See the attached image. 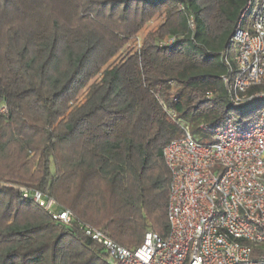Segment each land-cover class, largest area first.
<instances>
[{
    "label": "trees",
    "instance_id": "trees-1",
    "mask_svg": "<svg viewBox=\"0 0 264 264\" xmlns=\"http://www.w3.org/2000/svg\"><path fill=\"white\" fill-rule=\"evenodd\" d=\"M246 2L0 0V264H107L77 222L127 248L167 233L162 149L181 134L167 109L197 139L233 111L222 51ZM20 187L74 220L55 222Z\"/></svg>",
    "mask_w": 264,
    "mask_h": 264
},
{
    "label": "built area",
    "instance_id": "built-area-1",
    "mask_svg": "<svg viewBox=\"0 0 264 264\" xmlns=\"http://www.w3.org/2000/svg\"><path fill=\"white\" fill-rule=\"evenodd\" d=\"M173 42L168 37L160 45ZM222 55L221 78L234 109L264 99V0H247ZM6 111L1 104L0 113ZM167 113L181 129L162 149L170 173L167 233L148 229L138 246L127 248L87 223L77 222L79 229L101 245L107 264H264L258 249L264 244V108L246 123L233 112L219 124L201 123L204 139L172 109ZM19 191L55 222L74 220L39 190Z\"/></svg>",
    "mask_w": 264,
    "mask_h": 264
},
{
    "label": "rangeland",
    "instance_id": "rangeland-1",
    "mask_svg": "<svg viewBox=\"0 0 264 264\" xmlns=\"http://www.w3.org/2000/svg\"><path fill=\"white\" fill-rule=\"evenodd\" d=\"M162 21V15H157L153 19H151L146 26L138 33V35L135 37V39H132L129 44L125 47V53L126 51L130 49H134L138 46V42L143 39V37L146 35V33L150 30L155 29ZM249 22V16L246 18V23ZM84 95V91L82 94L79 95V98H82ZM264 108V102L263 101H254L251 105L247 106L244 110L241 109H233V113L237 115L238 117L242 116L244 123L250 120L252 115L256 113L259 109ZM264 244L260 245L258 249L263 250Z\"/></svg>",
    "mask_w": 264,
    "mask_h": 264
}]
</instances>
